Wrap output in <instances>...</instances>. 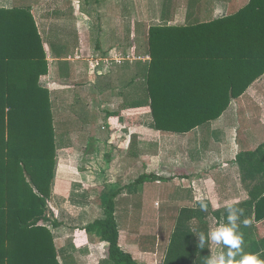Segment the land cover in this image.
<instances>
[{"label": "crops", "instance_id": "1", "mask_svg": "<svg viewBox=\"0 0 264 264\" xmlns=\"http://www.w3.org/2000/svg\"><path fill=\"white\" fill-rule=\"evenodd\" d=\"M20 1L0 0V8L10 10ZM47 1L39 0L38 4L30 10V15L38 27L44 19L42 16L46 15L48 11ZM102 1L106 3L111 0H88V2L99 4ZM112 1H114L113 9H117L115 14L118 15V18L116 20L121 23L127 17L126 11L128 10L133 16H137L140 22H145V20L156 22L147 25L148 28L151 26L184 28L189 20L190 23L195 24L207 21L209 18L214 20L235 14L249 0H170L169 6L165 7L168 12L165 14L168 15L166 19L168 22L161 21L165 0ZM129 1L132 2L130 7ZM195 2L197 4L193 5ZM27 3H29L28 0ZM76 5H78L76 0H62L58 4V8H62L59 14L63 17L68 16L69 19L63 18L56 22L60 27L58 35L60 40L57 44L62 46V52H68V55L61 59H55L51 56L49 47L44 44L48 72L40 78V85L53 92L55 98L56 133L59 146L61 145L56 152L51 196L46 206V216L51 221L56 220V225L50 228V231L59 264H100L104 260L106 254L104 243L95 234L87 232L85 227L103 218L102 206L109 194L117 189H122L114 199L120 248L129 253L139 264L162 263L173 231H170L161 243L152 237L150 246L145 247V239L140 237L135 230L131 232L129 228L123 229L117 216L118 201L129 202L133 196L139 198L149 182L124 186L122 176L125 178L130 175L133 169L142 170L138 177L144 174H152L157 177L156 180H153V183L156 184L152 186L151 191L162 196L159 199L160 205L157 204L158 212H156L159 220L162 219L161 222L167 220V205L175 209L174 212L169 211L171 222L178 220L184 211V221L191 230L190 236L194 249L191 264H205V259L209 256L216 255L221 250H227L223 245H216L207 240L205 247L199 248V235L204 233L207 237V234L218 227L221 221L227 223L226 206L229 203L243 209V215L237 221L239 232L243 235L244 242L241 245L243 252L263 255L264 74L256 78L239 96H230L228 104L219 118L183 134L155 131L150 116L147 122L139 117V112L146 108L139 106L138 102L126 103L121 96L124 86H120L123 83L126 85L134 77L138 79L142 74L138 70L136 75L126 79L129 77L127 69L123 70L118 67L122 73H117L120 76L114 85H111V72L116 67L104 70L99 75L93 74L95 82H90L92 85L85 78H82L84 82L80 80L73 82L80 79L77 66L84 60L81 56L82 52L86 51L85 46H80L82 43L80 30L82 28L76 21V14L79 11ZM71 9L72 14L65 13ZM125 12L126 15L123 14ZM66 20L68 21L64 22ZM116 50L117 48L113 47L105 55H101V53L95 58L113 55L117 53ZM126 50L121 53H128ZM69 51H72L73 54L71 55ZM89 57L91 60L92 55ZM89 60H87V64H90ZM24 69L23 77L26 79L25 62ZM108 73L110 74L109 78L105 79V87H97V85H102L101 78ZM13 74V78H22L20 72L15 71ZM86 74L88 78H91L88 72ZM50 77L60 81L56 83L57 86H49V80L46 83V79ZM121 77L123 83L120 82ZM119 83H121L120 86H118ZM220 89L221 87H214L211 92L219 93ZM209 90L208 85L201 84L193 92L208 95ZM130 104H133L131 109L128 106ZM192 105L200 107L193 108L195 110L207 109V102L203 99L194 101ZM101 113L103 117L99 116ZM13 126H22V123L15 121ZM23 126V131L22 129L19 132L13 131L9 149H4L0 143V226L3 222L12 223L13 227H16L17 222L20 225L24 222L27 226V217L29 224L32 222V184L27 173V162L30 170L32 164V136L31 132L26 129V121ZM131 127L137 128L139 134L137 139L145 134V129L148 130L145 132H149L153 136L158 134V137L161 138L160 141H156L158 151H153L150 159H146V152L140 150V155H131L132 164L125 165L122 163H124V158L126 160L129 158V152L119 149L122 167H118L120 168L118 172L121 177L119 176L120 179L116 180H105V173L108 172L105 170L108 169V166L104 168L102 166L99 170L98 161L96 162L97 159L92 157L90 148L96 147L101 141L106 144L110 143V145L114 141L118 142L120 143L119 148H121L129 139L127 135L132 132ZM5 138L7 139V131H5ZM164 148H167L166 152L163 150ZM27 155H29L28 158ZM111 159L108 163L113 161ZM146 162L149 171H144ZM118 180L121 182L120 186ZM115 185L118 187H113ZM165 187L172 194L179 195L167 197L168 194L163 190ZM143 199L144 197H142ZM201 204L207 206V211L201 210ZM257 214L259 219L256 218ZM245 220L249 221L247 225L243 223ZM5 232L0 233V264H11L10 258L8 259L6 256L3 258V251L8 248V254H15L16 260L17 254L19 257L22 255V250L17 249V244L21 241L16 242L13 237L8 240L6 236L11 237L13 232L10 234ZM3 237L7 239L3 246L7 247L2 246ZM26 240L25 232L24 241L26 242ZM162 246L164 249L161 253L159 250H162ZM26 254L27 252L24 250L23 263L13 262V264H27ZM239 258V256L236 257L237 260Z\"/></svg>", "mask_w": 264, "mask_h": 264}, {"label": "trees", "instance_id": "2", "mask_svg": "<svg viewBox=\"0 0 264 264\" xmlns=\"http://www.w3.org/2000/svg\"><path fill=\"white\" fill-rule=\"evenodd\" d=\"M28 1L21 0L10 10L0 8V143L4 149H9L13 131H23L25 121L32 136L31 170L27 162L32 184V222L29 224L27 217V226L24 222L22 225L17 222L16 227L9 222L1 224L0 233L13 232L6 238L21 241L17 249L22 250V255L19 257L17 254L16 260L15 254H8V248L2 255L10 258L11 264L23 263V251L26 250L27 264H59L50 231L56 220L51 221L46 216V206L51 196L56 152L61 145L56 133L55 98L53 92L40 85V78L48 72L44 44L55 59L68 55L57 44L60 38L56 22L69 17L53 10L42 16L44 19L39 28L30 15V10L39 0ZM143 35L144 39L131 47L134 55L149 56L150 60L134 63L133 67H129V63L124 64L127 70L133 68L142 74L138 79L134 77L128 81L121 96L126 103L138 102L139 106L147 109L155 131L183 134L219 118L230 96H239L264 74V0H249L235 14L224 18H209L195 24L189 20L184 28L145 27ZM69 53L73 54L72 51ZM24 62L26 79L23 77ZM15 71L20 72L22 78H13ZM109 74L101 78L99 87H105ZM201 84L209 86L208 95L193 92ZM214 87H221L219 93L211 92ZM200 99L207 102V109H193L200 108L192 105ZM132 105H128L130 109ZM15 121L21 122L22 126H13ZM156 179L154 175L144 174L133 184ZM121 190L113 191L105 200L103 218L85 227L105 245V258L100 264H139L120 248L118 242L114 199ZM256 218H260L258 214ZM190 233L189 228L172 232L161 264H191L194 249ZM6 238H2V246ZM258 258L263 260L264 254Z\"/></svg>", "mask_w": 264, "mask_h": 264}, {"label": "rangeland", "instance_id": "3", "mask_svg": "<svg viewBox=\"0 0 264 264\" xmlns=\"http://www.w3.org/2000/svg\"><path fill=\"white\" fill-rule=\"evenodd\" d=\"M61 1L62 0H48L46 4L47 10H48L47 13H51L53 10L60 11V9L62 8H58V4H60ZM196 2L193 5L197 4ZM76 3L78 4L76 6H78L79 8V11H77V14H76L77 16L76 21L78 22L80 28H82L80 30L81 38H82L81 39L82 43L80 44V46L81 45L85 46L86 51L84 53L82 52L81 57L84 60L81 61L80 65L77 66V71L79 72L78 76L80 79H76L73 82L78 81V80L84 82V79L82 78H85L87 82L94 83L95 75H93L92 71L89 70L90 64H87L88 63L87 60L90 59L89 55L90 56L92 55V58H95V57H98L99 54L101 53H104V52L107 53L113 47L117 48L116 50L117 53L122 54L121 52L127 49L126 51L129 54H133V50L131 46L135 44V42H138V40L140 41L141 39H144L143 31H145V27H148L147 25L149 24L156 23L154 21L151 22L149 20L148 21L145 20V22H140L138 20V17L133 16L131 13H129L128 10L127 11L125 10L127 12V15H126V12L123 13L127 16L126 18L123 19V23L117 21L116 19L118 18V15L115 14L117 13V9H113L114 1L112 0L106 3L102 1L101 4L97 2L96 3L88 2V0H76ZM131 4L132 2L129 1V4H128L129 7L131 6ZM169 4H170V0H165L164 5H163L164 6L163 15L161 18L162 22H166V21L168 22V20H166L168 15L167 16L165 15L168 12L165 9V7L169 6ZM65 13L72 14V9L71 11H68ZM67 21L68 20L64 22H67ZM56 25H57V30H60L58 23H56ZM47 34H49V31L47 32ZM58 34L60 33L58 32ZM43 35H46V32ZM134 63H137V62L129 63V67H133ZM124 64L123 66L122 65L116 66L117 69L116 68L112 69L111 85H114L118 81V76H120V74L122 73L121 72L122 70L118 69V67L122 68L123 70L126 69L125 68L126 66ZM86 66L87 68H85ZM136 71L137 70H134L133 68L132 70H127V74L129 77L126 79H129L132 75L133 76L136 75ZM86 72L90 74L91 78H88ZM103 72L104 70L101 67L99 68L97 67V70H95V73H103ZM117 73H120V74L117 75ZM48 80L50 84L49 86L51 87L57 86L56 83L60 82L58 80H53L50 77L49 79H46V83L48 82ZM122 80L123 78L121 77L120 78L121 83H123ZM41 83L43 84L44 80L41 81ZM121 83H119L118 86H120ZM123 86H125L124 83L120 87H123ZM97 87L99 86L97 85ZM99 116L103 117V114L101 113L99 114ZM149 116L150 115L148 114L147 109L142 110V112H139V117H141L146 122H147V119L150 118ZM146 130L147 129H145V131ZM131 131L132 132L127 135V137L129 138L128 141L126 142V144H123L125 145L124 147L122 145L121 148H119L120 143L115 142V141L111 145L110 143L106 144L101 141V142H98L96 147L90 148L92 157L94 159H97L96 162L98 161L97 166L99 170L101 169L102 166L103 168L105 166H108V169L105 170V171L108 170L107 174L105 173V180H111V179L116 180L118 178L120 179L121 174L118 172V170L120 169L118 167H122V164L131 165L132 164L131 161H133V159L131 158V155H140V150H144L146 152L145 154L147 156L146 159H150V156L153 155L152 153L153 151H158V145H156V141L161 140V138L158 137V134H156L157 136L156 137V136H153V134H149V132L144 131L145 134H143L142 136H139V138L137 139L139 135L137 128L131 127ZM119 149L122 151L127 150L129 152L128 153L129 158L127 160L124 158V163L122 164H121L120 157H119L120 155ZM163 150L166 152L167 148H164ZM132 151L134 154L132 153ZM110 159L113 160L112 162H110L111 164L108 163ZM147 165L148 164L146 162V169H144V171L147 170V167H148ZM82 167L87 172H89L84 166ZM139 168H140V165H139ZM147 171H149V169ZM140 172H142V170L140 171V169L139 170L133 169L132 172H130L131 173L130 175L125 176V178L124 176H122L123 185L124 186L131 185L133 181H135L138 178V176L140 175ZM118 182L120 186L121 182L119 180ZM154 184L156 183H153V181L147 182L145 186V190L143 191V194H142L143 196L141 195L139 198L136 196H133L130 198L129 202L119 200L117 204L118 206L117 216H118L121 227L123 229L129 228L131 229V232L135 230L136 233L140 237L142 236L145 239V243H144L145 247L150 246L152 237H154L155 240H159L158 242L161 243L162 239L166 238L168 234L170 233V231H174L176 229L188 228V225L184 221V214L180 215V218H178V220H176L175 222H171L169 211L174 212L175 209H173V207L170 205L168 206L167 204H166L167 210H168V217L166 218L167 220L166 222H161L162 219L159 220L156 212H158L157 204L160 205L159 199L160 197L162 198V196L159 194L157 195L156 192L154 193L153 191H151L152 186ZM113 187L117 188L118 186L115 185ZM163 190L166 194H168L167 197H169L170 195L172 196L179 195L175 193L172 194V192L167 190V187H165V189ZM142 197H144L143 200H142ZM161 249L162 250H159V252L162 253L164 246H162Z\"/></svg>", "mask_w": 264, "mask_h": 264}, {"label": "clouds", "instance_id": "4", "mask_svg": "<svg viewBox=\"0 0 264 264\" xmlns=\"http://www.w3.org/2000/svg\"><path fill=\"white\" fill-rule=\"evenodd\" d=\"M201 210L207 211V206L201 204ZM227 223L221 221L215 229L211 230L207 237L204 233L199 235V248L205 247L206 240L216 245H223L227 250H221L216 255L205 259V264H264V261L258 258L256 254H246L243 252V235L239 232L237 221L243 215V209L229 203L226 206ZM245 225L248 220L243 221ZM240 258L237 260L236 257Z\"/></svg>", "mask_w": 264, "mask_h": 264}, {"label": "built area", "instance_id": "5", "mask_svg": "<svg viewBox=\"0 0 264 264\" xmlns=\"http://www.w3.org/2000/svg\"><path fill=\"white\" fill-rule=\"evenodd\" d=\"M149 57H141V56H135L133 54H120V53H114L113 55H108L106 57L101 58H92L90 60V71H92L93 74H95V70H97V67H101L103 70H109L112 67L121 66L124 63H133V62H143L148 61ZM96 74H102V73H96Z\"/></svg>", "mask_w": 264, "mask_h": 264}]
</instances>
